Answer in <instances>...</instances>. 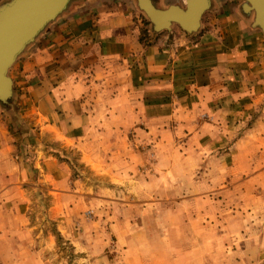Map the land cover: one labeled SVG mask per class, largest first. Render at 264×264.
I'll use <instances>...</instances> for the list:
<instances>
[{"label":"crops","instance_id":"crops-1","mask_svg":"<svg viewBox=\"0 0 264 264\" xmlns=\"http://www.w3.org/2000/svg\"><path fill=\"white\" fill-rule=\"evenodd\" d=\"M242 2L211 0L197 31L169 40L136 0H71L8 70L0 206L15 207L13 193L33 189L35 174L52 192L79 190L82 179L65 173L63 151L92 175L91 164L113 173L107 161L128 153L136 163L142 154L123 149L129 132L130 144L156 145L174 129L192 139L210 128L216 141L237 147L245 126L248 141L264 143V35ZM20 149L32 153V163Z\"/></svg>","mask_w":264,"mask_h":264},{"label":"rangeland","instance_id":"rangeland-1","mask_svg":"<svg viewBox=\"0 0 264 264\" xmlns=\"http://www.w3.org/2000/svg\"><path fill=\"white\" fill-rule=\"evenodd\" d=\"M168 3L181 0H156ZM156 32L191 34L177 24ZM237 130V147L210 128L192 139L174 129L156 145L130 144L127 132L123 149L142 157L108 160L113 173H81L63 151L79 190L52 192L35 174L33 189L14 192L16 206H0V264H264V143Z\"/></svg>","mask_w":264,"mask_h":264},{"label":"water","instance_id":"water-1","mask_svg":"<svg viewBox=\"0 0 264 264\" xmlns=\"http://www.w3.org/2000/svg\"><path fill=\"white\" fill-rule=\"evenodd\" d=\"M71 0H7L0 4V103L7 107L12 96V79L8 70L19 54L45 26L56 19ZM155 1V2H154ZM154 31L170 29L177 24L192 33L200 27L202 15L210 9L211 0H181L161 8L156 0H136ZM241 11L253 13L252 26L264 35V0H243Z\"/></svg>","mask_w":264,"mask_h":264},{"label":"bare ground","instance_id":"bare-ground-1","mask_svg":"<svg viewBox=\"0 0 264 264\" xmlns=\"http://www.w3.org/2000/svg\"><path fill=\"white\" fill-rule=\"evenodd\" d=\"M155 2V1H154Z\"/></svg>","mask_w":264,"mask_h":264}]
</instances>
